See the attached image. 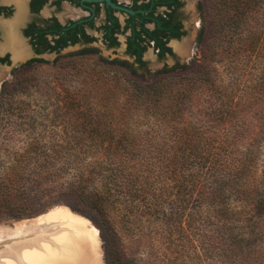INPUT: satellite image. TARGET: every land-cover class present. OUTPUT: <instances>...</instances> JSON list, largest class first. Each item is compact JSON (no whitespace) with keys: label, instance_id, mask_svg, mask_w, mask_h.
I'll use <instances>...</instances> for the list:
<instances>
[{"label":"rangeland","instance_id":"1","mask_svg":"<svg viewBox=\"0 0 264 264\" xmlns=\"http://www.w3.org/2000/svg\"><path fill=\"white\" fill-rule=\"evenodd\" d=\"M196 4L199 32L204 29L197 62L188 65L189 76L182 70L184 75L163 80L169 89L192 87L174 116L180 125L165 128L164 148L176 145L172 139L180 129H194L205 149L228 154L232 166L245 168L234 185L245 183L248 198L225 199L227 213L206 205L178 237L167 234L148 199L119 198L106 213L82 201L71 188L74 169L93 161L91 151L105 148L91 140L87 117L112 116L124 124L123 132L146 136L158 127L153 113L129 107L133 100L152 99L130 91L142 79L103 66L101 56L75 55L21 70L0 87V226L63 208L95 231L101 264H160L166 249L165 264L179 262V251L184 264H264V3L248 14L232 42L220 37V22L231 16L227 5L220 11L218 0ZM247 35L260 36L263 48L245 52L237 63L236 44ZM97 70L109 76L92 77Z\"/></svg>","mask_w":264,"mask_h":264},{"label":"trees","instance_id":"2","mask_svg":"<svg viewBox=\"0 0 264 264\" xmlns=\"http://www.w3.org/2000/svg\"><path fill=\"white\" fill-rule=\"evenodd\" d=\"M263 3L264 0H218L220 11L226 8V5L231 10L228 22H220L221 39H230L232 42L234 34L240 35L239 29L242 22L248 18V14L258 13ZM144 33L149 34L148 30ZM203 34L202 27L198 43L202 42ZM140 40L139 32L133 31L129 39L132 46L129 54L135 57V62L140 66L137 68L144 71L139 50ZM243 40L245 43L236 44L237 63H241L240 59L245 52L252 53L263 48V39L260 36L247 35ZM99 61L103 66L124 71L133 79H142L141 83L133 82L135 89L130 91L150 94L152 99L133 100L129 107L135 111L153 113L159 129L157 128L154 135L150 136L132 134L123 132L124 124L119 123L115 117H87L91 128V140L104 142L105 148L91 151L93 161L84 167L74 169L75 178L71 188L82 201L95 211L106 213L107 209L117 205L119 198L131 202L141 198L148 199L151 206L149 210H152L154 217L161 220L168 229L167 234L170 237H178L185 231L186 225L197 219L196 217L201 214L200 210L206 205H210V209L219 213H227L229 209L225 207L227 206L224 203L225 199L228 200L231 196L248 198L250 191L245 183H241L237 188L234 185L235 178L244 176L245 168L232 166L227 161L228 154L205 149L202 145L206 140L194 132V129L189 133L185 128L180 129L172 139L176 145L170 149L164 148L165 139L169 138L164 132L165 128H171V124L180 125L174 116L184 106L185 98L190 95L192 87L189 82L187 85L169 89L163 80L166 77L176 78L184 73L189 76L190 70H186L188 65H175L170 68L164 67L154 73L147 71L146 74H138L136 68L127 61L107 60L102 57H99ZM182 70L184 73L178 74V71ZM93 72H90L92 77L109 76L104 70ZM112 77L115 78L113 75ZM147 77H153L150 79L151 82L147 83ZM166 94L169 95L168 100L163 99ZM156 139L159 143H156ZM158 144L159 146H156ZM163 256L164 259L165 256L169 259L167 249ZM183 257L179 251L178 258L181 260L174 264H184ZM164 259L160 264H165Z\"/></svg>","mask_w":264,"mask_h":264},{"label":"flooded vegetation","instance_id":"3","mask_svg":"<svg viewBox=\"0 0 264 264\" xmlns=\"http://www.w3.org/2000/svg\"><path fill=\"white\" fill-rule=\"evenodd\" d=\"M109 1L115 7L105 0H0V72L6 74L0 87L11 73L46 63L45 56H52L54 63L75 55L99 56L101 50L115 51L122 43L123 54L131 60L127 62L140 67L129 54L133 31L139 32L145 68L143 55L148 49L158 60L173 56L169 43L184 37L186 11L195 4V0ZM18 52L22 58L14 59Z\"/></svg>","mask_w":264,"mask_h":264},{"label":"water","instance_id":"4","mask_svg":"<svg viewBox=\"0 0 264 264\" xmlns=\"http://www.w3.org/2000/svg\"><path fill=\"white\" fill-rule=\"evenodd\" d=\"M105 1L115 7L109 0ZM119 9L133 14V11ZM183 22L186 34L169 43L173 56L158 60L148 49L143 55L145 70L135 67L138 74L197 62L200 24L196 0L193 10L186 11ZM122 46L123 43L115 51L101 50L99 56L107 60L131 61L123 54ZM13 57L20 59L22 55L18 52ZM44 58L45 61L53 60L52 56ZM5 77L6 74L0 72V84ZM0 264H101L100 244L87 222L67 209L56 208L19 223L0 226Z\"/></svg>","mask_w":264,"mask_h":264},{"label":"bare ground","instance_id":"5","mask_svg":"<svg viewBox=\"0 0 264 264\" xmlns=\"http://www.w3.org/2000/svg\"><path fill=\"white\" fill-rule=\"evenodd\" d=\"M54 209H56V208H54ZM54 209H52V210H54ZM52 210H50V211H52ZM49 212V211H48Z\"/></svg>","mask_w":264,"mask_h":264}]
</instances>
